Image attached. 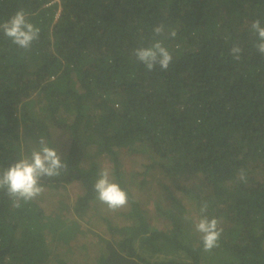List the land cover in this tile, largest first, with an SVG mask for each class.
<instances>
[{"label": "trees", "instance_id": "obj_1", "mask_svg": "<svg viewBox=\"0 0 264 264\" xmlns=\"http://www.w3.org/2000/svg\"><path fill=\"white\" fill-rule=\"evenodd\" d=\"M19 9L41 31L27 51L0 32V172L44 137L67 163L44 187L80 189L52 210L0 190V264H203V201L223 228L211 252L236 257L221 264H264V0H0V23ZM159 24L173 60L149 72L133 53ZM103 168L128 193L116 211ZM154 171L166 190L143 200Z\"/></svg>", "mask_w": 264, "mask_h": 264}, {"label": "clouds", "instance_id": "obj_2", "mask_svg": "<svg viewBox=\"0 0 264 264\" xmlns=\"http://www.w3.org/2000/svg\"><path fill=\"white\" fill-rule=\"evenodd\" d=\"M41 29L30 22L24 9L17 10L9 19L0 23V32L11 42L25 51L30 50L34 41L39 39ZM250 31L256 36L254 44L257 52L264 56V23L257 18L250 24ZM165 33V25L159 24L153 28L152 40L147 46L137 47L133 55L151 72L157 66L166 71L172 63L173 56L160 37ZM168 36L175 38L177 32L172 29ZM243 48L234 43L230 48V55L239 61ZM67 163L55 147L47 144L44 137L39 140V147L33 148L28 155L0 172V190H4L13 201L14 206L20 207V202L28 203L39 197L44 191V178L59 177L66 170ZM241 180L246 179L243 170L239 173ZM97 199L107 207L116 211L128 204V193L117 182L110 178L109 169L103 168L94 184ZM208 202L203 201L200 206V218L195 223V229L201 234L204 251H211L219 246L223 228L217 218H209ZM187 218V217H186Z\"/></svg>", "mask_w": 264, "mask_h": 264}, {"label": "rangeland", "instance_id": "obj_3", "mask_svg": "<svg viewBox=\"0 0 264 264\" xmlns=\"http://www.w3.org/2000/svg\"><path fill=\"white\" fill-rule=\"evenodd\" d=\"M54 138L57 139V140L60 139L61 141H65L67 139V136L64 133H62L61 131H59V132H55L54 133ZM143 163H145L144 160H142L139 157L135 158V156H133V162H132L133 167L142 168ZM155 173H156V176L154 177L153 180H151L148 183L149 185L141 188V190H137L138 196L140 198H142L143 200H144V197H147L150 194L159 195L158 191L166 190V189H164V187L160 188V186L158 185L160 183L159 180L162 177V175L159 174L158 172H155V171L152 172L151 174H155ZM131 183H133V182H131ZM133 186L136 187L134 184H133ZM44 188H45V191L41 194L42 198H39V199H40V201L42 203L41 205H43L46 208V210H49V209H51L52 206L57 205L56 199H58L60 195L71 194V193H73V191H75L77 189H80V186L79 187H74V186L70 187V189H69L70 192H68L64 187H61L59 189H50L48 187H44ZM101 206H102L103 209L106 208V206H103V205H101ZM148 209H149V207H148ZM149 213H150V216L156 217L157 218L156 220H160V219H158V217H160V214L156 210L150 208L149 209ZM66 216H71V212L70 211L66 212ZM81 237H83V236L81 235ZM227 253L225 255L221 256V255H217V253L215 254L214 252L209 251L208 253H206L207 257H208L207 260H206V254H205V258L203 260V264H221V260L222 259H230L232 257L236 258L233 253H230L228 251H227ZM74 259H76V261L80 260L76 256L74 257ZM85 263H89V261L86 260Z\"/></svg>", "mask_w": 264, "mask_h": 264}]
</instances>
